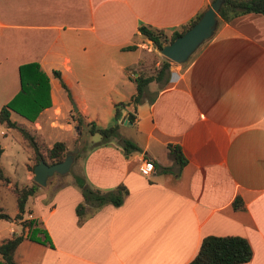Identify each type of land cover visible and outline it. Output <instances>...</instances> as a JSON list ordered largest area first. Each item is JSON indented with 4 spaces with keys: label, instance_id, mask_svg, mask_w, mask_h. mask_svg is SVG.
Masks as SVG:
<instances>
[{
    "label": "crops",
    "instance_id": "1",
    "mask_svg": "<svg viewBox=\"0 0 264 264\" xmlns=\"http://www.w3.org/2000/svg\"><path fill=\"white\" fill-rule=\"evenodd\" d=\"M209 2L0 0V107L20 87L19 65L37 61L49 75L51 105L33 121L23 117L36 135L44 140L47 120L57 127L70 107L84 122L110 125L115 103L136 91L132 69L153 45L139 24L171 31ZM191 54L183 63L169 60L166 77L119 106V126L130 131L93 144L76 173L103 191L125 184L122 202L87 203L79 223L76 182L56 185L45 206L29 201L31 194L24 217L37 218L53 245L25 237L14 251L17 264H185L210 234L246 237L252 256L239 264H264V13L218 18ZM72 121L76 137L85 125ZM122 137L140 149L125 153ZM169 145L180 146L183 165ZM144 157L154 163L147 175L138 169ZM236 196L242 207L233 206ZM8 221L19 226L4 237L26 233L20 220Z\"/></svg>",
    "mask_w": 264,
    "mask_h": 264
},
{
    "label": "trees",
    "instance_id": "2",
    "mask_svg": "<svg viewBox=\"0 0 264 264\" xmlns=\"http://www.w3.org/2000/svg\"><path fill=\"white\" fill-rule=\"evenodd\" d=\"M212 0H210L211 2ZM209 2V4H210ZM204 11H199L195 16L190 18L187 22L182 23L178 27L167 31L162 27H155L152 25L141 23L138 26L139 31L148 39H150L155 47L160 49L166 42L173 40L176 36L184 32L190 27ZM261 12L264 13V0H222L218 10V18L224 21H229L233 17L245 12ZM136 45L128 44L125 48H134ZM170 61L163 58L157 72L154 74L139 73L133 76L136 85V92L131 96V101L137 102L140 100L141 95L146 85L152 80H162L167 76ZM53 74L60 79L62 86L70 95L69 88L61 78L58 69L53 70ZM19 81L20 87L16 93L0 107V122L4 123L6 127L14 128L19 131L21 136L27 141L28 146L32 147L34 165L43 158L47 163H53L63 159L67 151V145L63 140H55L51 145L44 146L39 143L36 135L31 129L21 122L11 118L10 113L14 111L20 116L28 119L35 120L41 110L51 105L50 95V81L49 75L41 68L37 61L24 62L19 65ZM125 101L115 103L114 118L115 122L107 126H98L93 120L84 122L80 112H75V119L79 126H86L90 133L98 132L102 135V141L109 140L110 137L119 136L118 132V118L120 117L119 106H124ZM132 118V115L129 116ZM121 145L125 153L129 150H139L140 147L132 140L122 137ZM26 148V147H25ZM45 149V152L42 151ZM170 151L175 158L179 161L180 165L186 162L179 145H169ZM3 147L0 145V155ZM75 181L81 189L83 200L76 204L75 210L78 222L82 223L86 218V204L92 203L96 206L110 202L118 205L122 202L124 195L128 192L125 184L119 183L116 187L108 190H100L91 187L87 184L81 175L75 174ZM0 182L9 183L11 178L5 173L4 167L0 160ZM38 186L34 182L31 185H18L12 184L11 190L16 196L17 211L14 215L0 209V218L10 220L19 219L23 226H27V231L20 233H13L9 237H4L0 241V264H17L14 260V251L19 242L25 237L53 245L52 239L48 231L41 226L40 221L34 217H24L26 212V202L28 197L33 194ZM242 199L236 196L233 200L235 208L242 207ZM252 256V248L246 237L236 234L227 235H206L202 238L200 246L195 256L187 261L185 264H239L249 260Z\"/></svg>",
    "mask_w": 264,
    "mask_h": 264
},
{
    "label": "rangeland",
    "instance_id": "3",
    "mask_svg": "<svg viewBox=\"0 0 264 264\" xmlns=\"http://www.w3.org/2000/svg\"><path fill=\"white\" fill-rule=\"evenodd\" d=\"M144 49L146 51V54L139 59L136 67L132 69L131 76H135V72L146 75L152 73L155 74L163 58H167L160 52V49H158L154 45H148ZM169 60L173 64L179 63L171 59ZM132 80L135 81L134 78H132ZM132 90L134 91L135 89ZM126 98V105L131 106L133 104V101H131L129 95H127ZM125 108L128 109V107ZM11 117L17 121H20L27 127L29 126L27 120L23 119V117L18 113L12 112ZM75 117V112H73V108L70 107L68 114L63 113L62 115L58 114L57 116L59 120L58 123L63 122V120L67 119L69 121V124H67V122L61 125L55 123V126L57 127H51L49 126V120H47V124L43 129L44 140L36 135L34 130H31L36 135L38 142H42L44 146L51 145L49 144V142L53 143L55 140H63L68 145L67 151L74 148L75 145H78L79 149L75 154L70 170L64 174L55 173L49 176L45 185L38 184L34 194L30 197L29 201H31V199H37L40 205L45 206L48 202V197H50L51 193L54 192L56 185L60 186V184L62 185L63 183L73 185L74 182H76L74 177L75 174L81 173V171H83V161L88 148H91L93 144L102 141L103 138L101 134L95 133L94 135L90 136V132L88 131L86 126L80 128L82 130H80V133H78V135L75 137V125L72 121L76 120ZM114 119L115 118L113 116L107 124H112ZM75 123L78 124L77 120L75 121ZM129 129V126L122 125L121 127H118V132L127 133V131H130ZM111 138L114 137H110L109 139ZM0 145L3 147V151L0 156L1 163L3 164L5 173L11 178V182L9 183L0 182V209L2 208L3 211L8 212L9 214H13L17 210V205L15 193L11 190L12 184L17 183L18 185H31L35 182L32 178V165L34 164L32 155L33 152H31L29 156V152L27 151V149L32 151V147L28 146L27 141L21 136L17 129L6 127L5 124L1 122ZM42 151L45 152V149L42 148ZM28 172H31L30 179H27ZM34 209H36V207H34ZM15 220L18 221L19 219ZM10 226L18 227L19 225L17 222H9L6 219L0 218V239L8 235V229Z\"/></svg>",
    "mask_w": 264,
    "mask_h": 264
},
{
    "label": "water",
    "instance_id": "4",
    "mask_svg": "<svg viewBox=\"0 0 264 264\" xmlns=\"http://www.w3.org/2000/svg\"><path fill=\"white\" fill-rule=\"evenodd\" d=\"M221 3L222 0H212L200 17L173 40L164 43L160 52L175 62L186 61L190 54L213 33ZM78 149L79 146L75 145L74 148L65 152L63 159L53 163H47L40 158L33 167V180L40 185H45L49 176L55 173H67Z\"/></svg>",
    "mask_w": 264,
    "mask_h": 264
},
{
    "label": "built area",
    "instance_id": "5",
    "mask_svg": "<svg viewBox=\"0 0 264 264\" xmlns=\"http://www.w3.org/2000/svg\"><path fill=\"white\" fill-rule=\"evenodd\" d=\"M175 76H177V72L172 71L171 78ZM138 169L142 174H145V175L150 174L154 169V163L152 159L146 158V157L142 158L141 162L139 163Z\"/></svg>",
    "mask_w": 264,
    "mask_h": 264
}]
</instances>
